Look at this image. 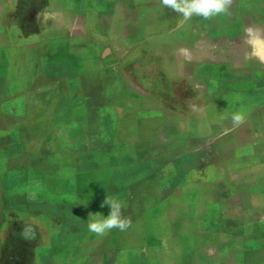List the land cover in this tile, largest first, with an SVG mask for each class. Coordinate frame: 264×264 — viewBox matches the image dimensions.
<instances>
[{
  "label": "crops",
  "instance_id": "crops-1",
  "mask_svg": "<svg viewBox=\"0 0 264 264\" xmlns=\"http://www.w3.org/2000/svg\"><path fill=\"white\" fill-rule=\"evenodd\" d=\"M182 21L0 0V264H264V0Z\"/></svg>",
  "mask_w": 264,
  "mask_h": 264
},
{
  "label": "clouds",
  "instance_id": "clouds-1",
  "mask_svg": "<svg viewBox=\"0 0 264 264\" xmlns=\"http://www.w3.org/2000/svg\"><path fill=\"white\" fill-rule=\"evenodd\" d=\"M160 3L183 17V22L191 19L193 15L202 16L205 19H211L214 16L227 14L232 4V0H160ZM231 120L234 126L238 127L245 121V114L237 111L232 114ZM229 131L225 130V134ZM109 206L108 215L100 212L88 214L87 228L97 236H103L112 229L125 231L131 227V219L123 216V209L126 202L118 195L106 194L101 207ZM79 218V217H78Z\"/></svg>",
  "mask_w": 264,
  "mask_h": 264
}]
</instances>
